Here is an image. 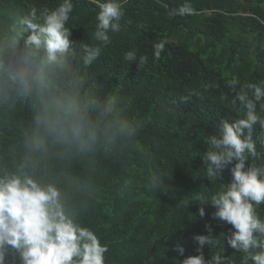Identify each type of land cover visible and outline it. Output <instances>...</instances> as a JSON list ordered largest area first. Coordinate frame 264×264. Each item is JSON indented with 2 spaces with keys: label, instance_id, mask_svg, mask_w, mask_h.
Returning a JSON list of instances; mask_svg holds the SVG:
<instances>
[{
  "label": "trees",
  "instance_id": "1",
  "mask_svg": "<svg viewBox=\"0 0 264 264\" xmlns=\"http://www.w3.org/2000/svg\"><path fill=\"white\" fill-rule=\"evenodd\" d=\"M61 2L0 0V177L54 185L64 212L107 245L105 264H180L198 254L195 234L223 247L231 226L212 217L210 204L200 217L194 199L231 180L232 165L217 181L206 177L201 157L220 120L238 118L227 81L264 80V0H190L197 14L185 17L157 0H122L121 30L109 33L111 44L91 64L83 45L98 44L99 9L72 0V47L47 63L25 44L18 21L32 6ZM129 50L136 62L124 60ZM260 134L257 125L253 139ZM256 150L264 157V145ZM257 211L264 219V205ZM214 251L205 245V259ZM224 255L241 264L226 241Z\"/></svg>",
  "mask_w": 264,
  "mask_h": 264
},
{
  "label": "clouds",
  "instance_id": "2",
  "mask_svg": "<svg viewBox=\"0 0 264 264\" xmlns=\"http://www.w3.org/2000/svg\"><path fill=\"white\" fill-rule=\"evenodd\" d=\"M99 11L93 33L96 45L84 44L85 63L91 64L102 48L111 44L109 33L121 30L124 16L122 0H90ZM171 16H194L197 10L190 0L169 7V0H157ZM73 12L72 0H62L54 8L32 6L18 21L21 35L27 46L43 51L47 63L57 62L72 47L71 32L67 23ZM163 41L153 45V58L158 60L164 52ZM124 60L136 62L134 50L124 53ZM148 62V56L139 57L138 63ZM233 93L229 100L238 118L221 119L218 131L206 138L207 149L202 154L206 177L215 179L228 167L231 180L215 192H200L195 201L202 206L199 215H205L204 205L214 208L212 217L230 225L223 235V247L217 238L195 234L197 255L184 258L180 264H232L224 255V241L241 254V264H264V219L258 208L264 205V157L256 150L264 145V80L241 83L237 77L227 81ZM23 95L29 89L23 88ZM224 99L228 100L227 94ZM74 110L69 106L66 110ZM260 136L253 139L256 126ZM251 163L246 166V162ZM259 161V163H257ZM209 231L211 227L206 225ZM214 248L210 259H205L203 248ZM184 255L181 245L173 249ZM106 244L90 228L67 215L59 200V191L52 185L41 186L31 176L10 174L0 177V264H105Z\"/></svg>",
  "mask_w": 264,
  "mask_h": 264
},
{
  "label": "water",
  "instance_id": "3",
  "mask_svg": "<svg viewBox=\"0 0 264 264\" xmlns=\"http://www.w3.org/2000/svg\"><path fill=\"white\" fill-rule=\"evenodd\" d=\"M169 2L175 6H179L182 3V0H169Z\"/></svg>",
  "mask_w": 264,
  "mask_h": 264
}]
</instances>
